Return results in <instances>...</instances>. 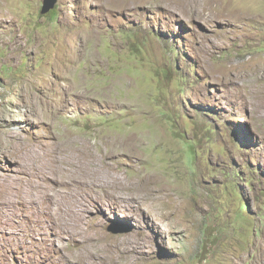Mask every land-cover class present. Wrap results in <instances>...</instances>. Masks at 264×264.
Here are the masks:
<instances>
[{"label":"rangeland","instance_id":"1","mask_svg":"<svg viewBox=\"0 0 264 264\" xmlns=\"http://www.w3.org/2000/svg\"><path fill=\"white\" fill-rule=\"evenodd\" d=\"M41 8L0 0V264H264V0Z\"/></svg>","mask_w":264,"mask_h":264},{"label":"bare ground","instance_id":"2","mask_svg":"<svg viewBox=\"0 0 264 264\" xmlns=\"http://www.w3.org/2000/svg\"><path fill=\"white\" fill-rule=\"evenodd\" d=\"M119 141V140H118ZM109 145V144H108ZM125 145V144H124ZM111 149H115V144L110 145ZM108 151V150H107ZM107 154V153H106ZM105 154V155H106ZM76 160V159H75ZM85 161V160H84ZM77 163V162H76ZM105 163V162H104ZM78 165V164H77ZM84 165V164H83ZM79 166V165H78ZM117 177V176H116ZM116 179V178H115ZM111 180V179H110ZM119 180V179H118ZM124 182V181H123ZM111 183V182H110ZM128 183V182H127ZM148 183V182H147ZM113 184V183H112ZM123 184V183H121ZM126 184V183H125ZM134 184V183H133ZM142 184V183H141ZM114 185V184H113ZM135 185V184H134ZM133 185V186H134ZM130 186V185H129ZM142 186V185H141ZM110 187V186H109ZM135 187V186H134ZM56 202V201H55ZM62 202V201H61ZM135 241V240H134ZM138 243V242H137ZM123 245L122 248H118V246ZM139 245V244H138ZM137 244L132 243V240L130 241H124L117 244V252L112 253L111 260L112 264H123L120 263V257L123 255L125 257V264H136V258L132 256L129 252H134L139 247ZM116 248V247H115ZM115 250V249H114ZM138 253V252H137ZM122 256V257H123ZM124 262V261H123ZM141 262V261H139ZM91 263V262H90ZM95 264V263H94Z\"/></svg>","mask_w":264,"mask_h":264},{"label":"water","instance_id":"3","mask_svg":"<svg viewBox=\"0 0 264 264\" xmlns=\"http://www.w3.org/2000/svg\"><path fill=\"white\" fill-rule=\"evenodd\" d=\"M57 0H42V8H41V13H46L50 9L53 8L54 4L56 3ZM109 230H112V228H109ZM115 232V230L113 229Z\"/></svg>","mask_w":264,"mask_h":264},{"label":"trees","instance_id":"4","mask_svg":"<svg viewBox=\"0 0 264 264\" xmlns=\"http://www.w3.org/2000/svg\"><path fill=\"white\" fill-rule=\"evenodd\" d=\"M244 207L248 208V204H247V203H245Z\"/></svg>","mask_w":264,"mask_h":264}]
</instances>
